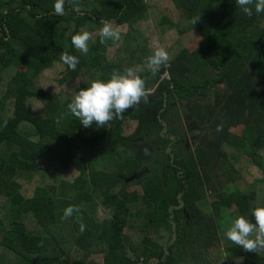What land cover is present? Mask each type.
I'll return each instance as SVG.
<instances>
[{"label":"trees","instance_id":"obj_1","mask_svg":"<svg viewBox=\"0 0 264 264\" xmlns=\"http://www.w3.org/2000/svg\"><path fill=\"white\" fill-rule=\"evenodd\" d=\"M53 3L0 0V264H264V250L221 242L231 219L264 204V13L246 16L234 0H65L58 15ZM151 18L156 30H142ZM104 21L128 31L101 43ZM83 30L87 54L70 39ZM188 33L199 39L191 50ZM156 47L175 51L157 74L140 73L146 101L99 127L67 112L80 87L142 67ZM112 48L128 54L114 60ZM65 52L79 57L75 70ZM57 65L63 74L45 84ZM174 99H189V115L210 127L187 153L167 150L160 133ZM110 155L113 171L92 166ZM244 159L259 175L241 188ZM68 205L79 211L64 217Z\"/></svg>","mask_w":264,"mask_h":264},{"label":"clouds","instance_id":"obj_2","mask_svg":"<svg viewBox=\"0 0 264 264\" xmlns=\"http://www.w3.org/2000/svg\"><path fill=\"white\" fill-rule=\"evenodd\" d=\"M241 12L251 17L264 13V0H234ZM65 0H54L53 11L58 15L64 14ZM198 19V18H197ZM192 21V25L196 20ZM100 42L107 39L119 40L120 31L110 22L104 21L98 30ZM71 44L81 53L87 54L91 33L87 30L71 35ZM61 61L71 70H75L79 57L67 52L60 56ZM169 62V53L164 47H156L145 57L142 67H127L123 71H114L107 79H95L80 87L67 102L69 114L80 121L82 127H90L94 123L99 126L113 118H119L127 109L138 105L141 100H147L150 93L146 90L145 80L140 75L145 69L153 75ZM222 126L218 125L217 130ZM79 211L74 205H68L63 210L64 217L72 216ZM249 216L251 219H249ZM83 231V225H81ZM226 239L248 252L264 250V204L251 208L250 213L236 215L224 229Z\"/></svg>","mask_w":264,"mask_h":264},{"label":"rangeland","instance_id":"obj_3","mask_svg":"<svg viewBox=\"0 0 264 264\" xmlns=\"http://www.w3.org/2000/svg\"><path fill=\"white\" fill-rule=\"evenodd\" d=\"M171 4L168 3L167 1H163L161 3L160 6H162V9H160L159 11H164L167 12V14H169L173 19H176L178 17V13L176 12V10L174 8H172L170 6ZM166 6H169L168 9L166 8ZM165 7V10L163 9ZM141 29L143 30L144 27L145 28H152L153 30H156L155 28V18H151V20L147 23H143L142 25H140ZM120 32L124 33L128 31V25L126 23L118 25L116 27ZM169 41L176 37V32L174 30H172L171 32H169ZM189 34V33H188ZM186 37L182 40L181 45L185 46L188 50H191L193 48V46L195 47L199 42V39H194V37L189 34L188 36L185 35ZM197 38V37H196ZM182 46L177 47L178 49ZM169 53L171 54L173 51H175V48H169ZM128 54V51H123V50H119L116 48H112L109 53L108 56L113 58L114 60L118 58V56L123 55L124 57ZM121 57V56H120ZM63 74V72H61V67L60 65H57L54 68H50L48 69L41 77V80H43V78H45L43 81L45 82V84H47L48 82H50L52 79L57 80L59 79V77ZM78 84V82H76V85ZM216 84L219 87H223L224 83L220 80V81H216ZM54 87H57L56 85H53L52 88L55 89ZM149 92H151V90H149ZM37 104V103H36ZM172 106H175L176 108H178L181 112L179 113V115L175 116L176 112H170L167 113L165 115V120H166V127L167 130H169L170 128H175L176 132H178V134H181V132L183 133H187L186 139H184V143L180 146V149L184 152L187 153L189 152L190 148H193L194 145L201 140L203 134L205 132L208 131V129H210V127H208L206 124L203 125L202 127L196 126L195 125V121L191 119L190 115L185 112L184 110H186V107H188V103H183L181 105V107L178 104H174ZM178 114V113H177ZM167 118V119H166ZM192 122L193 126H190V123ZM178 123H182L183 127H178ZM178 127V128H177ZM242 125L238 124L236 126H234L233 128H231L232 131L240 133L242 130ZM184 145V146H183ZM183 146V148H182ZM168 150V149H167ZM110 159L112 161H109L108 159L106 161H103L102 158H97L96 160H94V162H92V166L94 167H106L108 169H110V171H113L116 166V158L112 155H110ZM109 163V164H108ZM239 166H242V179L240 180L241 182L239 183V186L241 188L245 187V184L247 183L245 181L246 176L253 178V176H258L259 175V170L257 168L254 167V165H252L251 163H249L246 159L239 161ZM76 170L73 167H66L64 169V172L62 173V177L63 180H68L70 181L72 179L73 176L76 175ZM220 180L224 179V176H222L221 178L219 177ZM223 181V180H222ZM128 187L133 188L135 187V183L133 181L128 180ZM209 197V194L208 196ZM191 222L190 219H186V223L189 224ZM191 224V223H190ZM224 240L227 242L228 239H226L224 236H222L221 242L222 245H224ZM75 255H78L77 253H75Z\"/></svg>","mask_w":264,"mask_h":264},{"label":"flooded vegetation","instance_id":"obj_4","mask_svg":"<svg viewBox=\"0 0 264 264\" xmlns=\"http://www.w3.org/2000/svg\"><path fill=\"white\" fill-rule=\"evenodd\" d=\"M177 100V102H178V100L179 99H174V100H171L170 101V103H169V106L167 107V112H166V114L167 113H170V112H176L177 111V113L175 114V116H177V115H179V113L181 112L178 108H176L175 106H172V105H174V103L173 104H171L173 101L175 102ZM176 103V102H175ZM188 104H189V102H188ZM185 112H187L188 114H189V111H190V109H189V107H186V110H184ZM182 113V112H181ZM191 117V116H190ZM191 119L192 120H194L192 117H191ZM195 121V120H194ZM163 129L161 130V135L162 136H164V138H166L167 139V137H168V139L166 140V141H168L167 142V149L168 150H170L174 145H177V147H176V149L178 150H180L181 151V149H180V146L184 143V141H181V143H179L178 141H180L181 140V138H180V136L179 135H181L184 139H186V137H188L187 136V133H182L181 132V134H178V132H176V129L174 128L173 130V132H165V130H167V128L168 127H166V121H163ZM195 125L196 126H199V127H202L203 125H199L198 123H196V121H195ZM190 126H193V124H192V122L190 123ZM178 127H183V124L182 123H178ZM177 127V128H178ZM148 136V141L150 142V143H152V144H154L155 145V149H160V148H162L164 145H162V144H160V142L158 141V140H154V139H152L151 137H150V135H147ZM186 136V137H185ZM197 145H198V142L194 145V147L193 148H190L189 150H193V149H195L196 147H197ZM184 146V145H183ZM183 146H182V148H183ZM175 148V147H174Z\"/></svg>","mask_w":264,"mask_h":264},{"label":"water","instance_id":"obj_5","mask_svg":"<svg viewBox=\"0 0 264 264\" xmlns=\"http://www.w3.org/2000/svg\"><path fill=\"white\" fill-rule=\"evenodd\" d=\"M195 99H201L200 97H195ZM187 101H189V99H185V100H180V101H178V102H176V103H174V104H178L180 107H181V105L183 104V103H188ZM133 176H135V174H133L131 177H133ZM130 177V178H131Z\"/></svg>","mask_w":264,"mask_h":264}]
</instances>
